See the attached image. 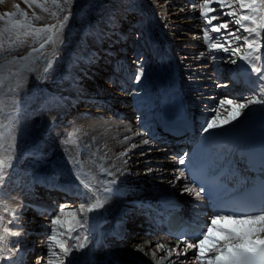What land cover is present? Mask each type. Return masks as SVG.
Masks as SVG:
<instances>
[{"label":"rangeland","instance_id":"obj_1","mask_svg":"<svg viewBox=\"0 0 264 264\" xmlns=\"http://www.w3.org/2000/svg\"><path fill=\"white\" fill-rule=\"evenodd\" d=\"M178 1L181 0H124L125 4H120L119 0H106V5L102 6L99 0H74L70 6L71 17L55 43L46 44L44 49H40V43L43 42L47 34H42L39 39L35 36H29L26 38L24 45L16 52L5 54L0 57V71H2L5 76H8L11 72L24 68V66L31 69L21 72L18 77L12 79L11 88L15 90L10 91L7 85L3 90H0V107L3 108V112L0 113V119H2L5 124L11 122L12 125L11 131L6 132L4 140L2 141L4 149L0 154L12 153L13 150L11 145L13 143L15 145L12 167L7 170L9 175L5 178V183L0 185V216L4 217L5 222L11 219V216L5 212V209L8 208V210H10L16 208L14 203L8 201V198H17L19 194L25 193L31 181L35 182L34 185L39 186L37 180L44 178L43 170L37 167V163L40 162L35 161L42 159L46 161V163L42 164L51 167L50 164L52 162L57 163L55 159L56 153H63L62 155L65 159L62 162L65 166L61 168L51 167L52 171H55L54 174L58 178H63L64 176L70 177L77 190L83 194L86 193L87 190L84 188L81 180L77 179L78 174L83 180L97 188L102 187V185L98 183V181L101 180L114 179L115 183L118 182V179L122 180L121 178H117V173L120 171L123 176L128 178V182L133 183L134 189H143L146 190V193H150L157 186L159 188H169L171 186V179L167 178L166 181L159 182L160 177H150L158 173L167 175L169 168L167 170L165 169L167 168L166 166L160 164L159 166H149L147 164L143 165L145 168H139L138 162L140 160H136V158L150 151H155L160 153V157H163L162 159L167 161L164 157V150L169 149L173 144L167 143V145H163L158 143L156 146L153 145L150 148L138 147L136 149H133V145L136 147L138 143H142L144 140L150 141L153 137L156 139L161 137L160 133L163 129L161 123V106L163 94L166 92V86H171L181 81L183 84L182 90L185 95L191 94L189 93V88L191 87L190 82L187 81L189 78L184 77L185 72L182 67V58H184V56L185 58L189 57V55L186 56L184 53L189 51H183L182 48L187 47V45L190 47H201L199 50H196V52H200L199 55H202V57L206 59H214V50H209V44L206 43V41L201 42V40L205 39L203 29L207 26L200 15L201 8L199 5L202 3V0H187L184 7V9L187 8L186 15L179 18V22L173 23L170 10H173L174 6H176L177 3L175 4L174 2ZM39 2L44 3L45 7L49 9V12H43L35 5L30 8L24 0H2V2H0V15H4L5 13H13L16 15L5 17L4 21H0V28L9 27V25L5 23L8 19L19 18L17 6H19L21 12L28 13L29 18L32 17L33 12L41 16L39 21H34L36 27L57 24L58 21H62L67 14L66 11L61 12L54 8L51 0H47V3H45V0H39ZM59 2L63 5L64 9L69 8V5L63 3V0H59ZM128 2L131 3L129 4ZM183 2L184 0H182L181 3ZM262 2H264V0H257L258 5ZM194 5L198 7H194ZM99 6L107 10L104 9L101 13H95L94 10ZM116 6H121L122 9L118 14L114 12ZM211 6L218 10L216 14L211 13V15H217L219 17V19L213 23L219 24L222 22H229V30L236 32V35L242 37L249 35L242 29H239V25L231 21L239 18L241 12L248 15L252 13L248 12L246 9H241L238 3L232 4V9L236 12L235 17L221 14L222 12L230 10L227 7L221 9L216 3H213ZM177 7L180 6L177 5ZM52 11L58 13V19L51 15ZM259 15L264 16V7L260 8ZM95 18H98V20L95 21ZM168 18L170 21H167ZM181 23L182 25H180ZM94 27H99L101 32L103 30H105V32H114V36H116L115 40L118 36L117 31H120L119 34L122 35V39L115 41L113 37H107L108 41L103 43L102 48L95 52L89 48L92 39L98 37V32L93 31ZM99 36H101V34ZM210 36L215 38L214 33H210ZM11 38L15 40V34H12ZM175 38L185 41H181V44L177 47ZM262 38H264L263 33ZM229 39L232 40V43L236 46L243 45V40L236 41L233 37H229ZM172 41L175 43L171 44ZM4 42L5 47H7L9 43L7 33L5 34ZM107 46L112 49L110 52L105 51ZM153 48H155L158 53H161V56L164 55V61H156L157 57H154ZM33 49L36 51H33ZM29 53H31V56H29ZM260 54L262 56L261 62H264V48L260 49ZM13 56L17 58L18 63H9L13 59ZM24 57L28 58L24 59ZM177 57L179 58L178 60L176 59ZM120 59H123V62L119 61L120 66L122 67L127 63V70L134 72L135 75L139 74L141 67L143 68V75L140 80H134L124 95L128 98L131 105L136 107L147 105L146 109L148 112L155 111L150 117V120L141 117L140 113L142 110L135 109L134 107L132 108L134 110L131 109L127 111V113L130 114L128 117H123V119L120 117L117 121L114 119L116 118L114 115L115 113L109 105H103V103L92 105L88 101L78 102L79 98L76 97L77 94L73 97L71 104L67 103L63 98L64 90L72 84L77 86L76 92L78 91V94L83 90L82 93H84L86 97L90 92L100 91L105 87L116 89L118 86H115L117 81L112 82L110 76H120V74L125 72V69L120 70V72L115 70L117 62L115 63L114 60L117 61ZM151 60H153L152 63ZM49 62L52 63V67L46 72L45 68ZM85 63L89 65L88 69L84 71L86 76L79 80L78 72L83 68L82 66ZM210 64L211 62L209 65ZM233 64L234 63L231 61V63L227 65H218L212 70V73H214V76L218 80H216L217 83L212 85L211 90L213 89L212 92H215L217 96L221 93H224V95L216 102L214 108H208L209 105L206 103V108L202 110L194 108L198 110V112L190 117V119H192V122L196 121L194 124L196 130L194 134H196V136L191 143H187L188 145L195 146L210 138L223 141L225 137L236 134L252 125L254 116L248 112V110H243L237 119L227 124L223 123V121L228 118L232 109H230L231 107L229 105H225L222 108L219 107V101L221 99L239 97L251 98L256 94L254 87L248 90H242V88L235 90L231 89L233 86L238 87L241 84V81H236L230 76H227L229 70L234 68ZM30 73L34 74H32L33 78H31L30 83L35 89L33 91L26 90L21 94V88L28 84ZM103 80H105L106 83L101 87L99 83ZM2 93H4V95H2ZM106 95L107 93L104 92L103 96ZM209 99H211V101L214 100L212 98ZM184 100L190 102L191 96H185ZM72 104L76 107H73ZM261 106L264 110V104H261ZM211 109H217L219 113L218 122L221 126L205 131L204 129L207 128L208 121L217 116V111ZM99 110L103 111L99 114L97 113ZM209 111L212 112L210 113ZM114 121L119 122L120 125L118 126L116 123H112ZM74 130H78L77 134L73 136L72 140L65 143L64 141L68 137V134ZM227 148V146H222L223 151H226ZM124 153H126V155L123 156L122 154ZM235 158L234 161L237 160ZM122 161H124V163ZM144 161H146V159L141 160V162ZM101 165L113 173V176L102 173L100 170ZM152 168L157 169V172L153 171L150 174H146L148 175L147 177L137 178L139 176L134 173L135 171H140L141 176L145 171H151ZM33 176L38 177L32 180ZM93 177L95 179H93ZM13 183H17V191L14 196H11L12 191L16 189L12 187ZM115 183L110 184L109 187L112 189ZM148 183H151V185ZM39 192V190L32 191V197L40 202L47 203V201L52 198H64L68 200L72 208L67 207L65 209L66 212L79 209L82 204L80 201L81 198L77 193L68 194L58 187L51 192L43 194V196H37L36 194ZM25 210L29 212L28 215L23 216L24 214L22 213L18 214L21 220L16 221L15 226L17 224H19V226L20 224L30 226L33 225L30 221H39L40 223L37 224L38 226H35L38 229L41 228L37 236L39 238L41 237V240H44L43 246L45 245L48 248L47 252H49L48 245L51 243L50 237L53 234L52 229L54 227L51 222L59 212L52 214L49 219H37L32 217L37 209H31L30 206H25L20 211L25 212ZM142 216V213L138 212L136 220H140L137 224L144 227V216L143 218ZM61 219L62 221H69L71 217L64 216ZM126 222L128 224L126 225L127 227H124L123 232L126 231L125 233L130 237L136 234L135 239L144 238L141 240L142 243L146 242L147 244L149 238L157 237V235L149 234L144 231L130 230L131 227L129 228V225L131 222L130 224L129 220ZM133 225H135L134 222ZM56 227L58 233H64V235H58L57 238L65 239L69 244H72L71 240L67 239L66 226L65 228ZM12 230L14 231V227ZM43 230L46 232L44 233L45 235L42 234V232H44ZM7 238L10 252L7 255L3 253L0 254V264L48 263L50 257L48 258L47 252L39 253L40 255L43 254L42 257L44 258L40 260L35 258L33 262L30 257V259L27 258L28 261L25 260L26 254L23 253L18 258V263H14V261H12L16 251L13 247L15 242L14 236H9ZM123 241L125 240H112L110 245L124 254L135 255L126 253L123 247H127L128 245L132 246V244H136L137 240L131 241L132 243L127 240L125 242ZM158 244V242H155L152 245L149 244L147 247L144 246L142 248L143 255L141 257L151 262L160 261L161 257L167 258V251L159 250V252H157L156 249L153 248ZM54 250L59 252V249L55 248V245ZM153 252H155V259L152 255ZM174 259L175 258L171 257L170 260L168 259V262Z\"/></svg>","mask_w":264,"mask_h":264},{"label":"bare ground","instance_id":"obj_2","mask_svg":"<svg viewBox=\"0 0 264 264\" xmlns=\"http://www.w3.org/2000/svg\"><path fill=\"white\" fill-rule=\"evenodd\" d=\"M99 1L102 3V6L106 5L107 3L106 0H99ZM186 1L187 0H184L185 3L184 2L181 3L182 0L178 2H174L175 4L176 3L177 4L176 6H174L173 10H170L173 23L179 22L178 19L186 15L187 8L184 9L186 5ZM119 3L125 4L124 0H119ZM128 3L130 4L131 2ZM177 5H179L180 7H177ZM213 8L215 9L213 14H216L218 10L215 7ZM104 9L107 10L106 8H102L101 6H99L97 9L94 10V12L101 13ZM121 11H122L121 6L115 7L114 10L115 13L118 14ZM97 20L98 18H95V21ZM167 21H170V19L168 18ZM180 25H182V23ZM93 31L98 32V37L92 39L89 48H91L95 52L100 50V48H102L103 46V43L108 41L107 37L111 36L115 40L116 36H114V32L112 33L110 31L105 32V30L101 32V29H99V27L98 28L94 27ZM117 32H118V36L115 41H119L122 39V35L119 34L120 31ZM221 33H224L223 29L221 30ZM100 34L101 36H99ZM214 34L215 37L218 36L217 33ZM181 41H185V40L175 38L177 47L181 44ZM203 41H205V39L201 40V42ZM175 42L172 41L171 44H174ZM231 47L234 48L236 47V45L232 43ZM200 48L201 47L198 48L193 46L190 47L188 45L187 47L182 48L183 51H189L187 53H184L186 56L189 55V57L185 58L184 56V58H182L183 59L182 67L185 72L184 77L189 78L187 81L190 82L191 87L189 88L190 90L189 93L191 94L185 95L184 91L182 90L183 84L181 81H178L174 85L166 86V92L163 94V101L161 106V112H162L161 123L163 128L161 130L162 131L161 137H158L157 139L153 137L148 144H145L141 141L142 143H138L136 147H133V149H136L138 147L150 148L153 145L156 146L158 143L173 144L172 147H170L167 150H164L165 152L164 157L166 158L167 161L162 159L163 157H160L161 154L155 151H150L145 155L136 158V160H140L138 162L139 168H145V166L143 165H147V164L149 166L151 165L159 166L160 164L166 166L167 168L165 169L167 170L169 168L167 172L168 174L166 173L167 175L163 173H158L157 175L153 174L150 177L151 178H155L157 176L160 177L159 182L166 181L167 178L171 179L170 181L171 186L169 188H164V187L159 188L157 186L150 193H146V190L134 189L133 183L128 182L127 180L128 178L123 176L121 171L118 172L117 178H121L123 181L118 179V182L115 183L111 193L108 194L109 195L108 201L101 208L105 212L104 219L101 222H95L93 219H91V217H89L90 215L86 213L87 219L83 227L79 228L77 231H74L72 233V236L73 237L78 236L81 238L83 236H87V246L81 250H73L71 255L65 260V264H161L160 261L151 262L141 257L143 255V250L141 251L140 249L143 248L144 246L147 247L149 244L152 245L155 242L166 245L164 249H157L156 247H153L156 249L157 252H159V250L161 251L164 250L168 252L171 248L178 246V250L185 253L180 256H177L175 252L172 253L171 257L175 259L172 260L171 262H175V264H200V262L195 259L196 253L198 251L197 249L186 248L185 244L182 245L176 244L173 240H171L170 238L164 235V228H161L158 225L159 221H163L165 225L166 217L168 215L175 213L176 211L183 212L188 218L194 221H200L205 223H208L209 218L212 216L211 212H209V210L207 209L205 200L201 196H199V198L196 197L195 191L197 190L189 183L187 179V170H188L187 164L189 162H192V159L195 158L198 154L201 156H210L215 161L221 160L225 163L230 157V155L232 153H235L234 156L236 157L237 160L232 161L230 165V169L232 172H235V176L239 174L240 179L243 182L246 180L248 176L254 175L256 173L257 167L260 166L262 161H264V110L262 109L261 104L249 105L247 108L244 109V110H248V112H250L254 116L251 126L247 127L244 130H241L236 134L225 137L223 141L216 138H210L196 144L195 146H191L186 144L185 143L186 141H182L185 139V137L187 138L189 137L190 135L189 131H187L184 136L180 137V139H176L173 137L170 138V135H168L165 132L166 129H164V126H171L172 128H183V129L187 128L191 130L193 129L194 133L196 132L194 125L196 121L192 122V119H190V117L194 116L195 113L198 112V110L194 108H199L202 110L203 108H206L205 103L209 105L208 108H214L216 102H218V100L222 97V95H224V93H221L218 94L217 96L215 92H212L213 89L211 90L212 85L217 83L216 80H218L214 76V73H212V70L216 68L218 65H227L228 63H231L233 59H236V63L233 64L234 68L229 67L233 69L229 70L230 75L228 74L227 76H230L232 79L236 81L237 80L241 81V84L238 87L233 86L231 88L232 90L241 89V88L242 90L251 89L254 87V81H256L258 78L256 73L251 72V68L249 67V65L246 64L245 61L239 58L240 54H243L244 52L248 51L246 46H243L241 48L240 53H238L235 56L231 54V51L225 52L222 50L221 51L214 50L213 55L215 58L212 60H210L209 58L207 59L203 58L202 55H199L200 52H196V50L197 49L199 50ZM111 50L112 49H110L109 46L105 48V51L110 52ZM153 50H154V57H157L156 61L162 62L165 60V57H163L164 55L161 56V53H158L155 48H153ZM176 59L178 60L179 58L177 57ZM114 61L115 63L117 62V67L115 68L117 72H120V70L125 69V72L123 74H120V76L119 75L110 76V80L112 82L117 81V84H115V86L118 85L116 89L105 87L100 91L90 92L89 95L86 97L84 93L78 94L77 93L78 91L76 92L77 86L72 84L69 85L66 88V90H64L63 98L66 100L67 103L71 104L73 101V97L77 94V97L79 98V102L88 101L91 104L103 103V105H109L112 108L113 112L115 113L114 115L116 116V118L114 119L117 121L118 118L120 117L122 119L123 117H128L130 114L127 113V111L131 110L134 107L135 109L137 108L138 110L140 109L142 110V112L140 113L141 117L150 120V117L155 113V111L148 112L146 109L147 105L141 107L138 106L136 107L131 105V103L128 101V98L125 97L124 95L125 92L128 90V88L134 82L135 80L134 77L136 76L135 73L127 70L126 68L128 67L127 63H125L124 66L122 67L120 66L119 61L123 62V59L117 61L114 60ZM152 62L153 60H151V63ZM210 62L211 64L209 65ZM88 64L85 63L82 66L83 68L79 70L78 72L79 80L81 78H84V76H86L84 71L88 69L89 67ZM32 74L28 79V84L24 85L21 88V94H23V92L26 90L33 91L35 89L34 87H32V84L30 83L31 78H33ZM104 83H106L105 80L101 81L99 83V86L101 85L102 87ZM104 92L107 93L106 96H103ZM2 95H4V93H2ZM185 96H191L190 102L184 100ZM209 98H212L214 100L211 101V99ZM72 106L76 107L73 104ZM102 111L103 110H99L97 111V113L100 114ZM209 112L211 113L212 111ZM117 121H114L112 123H116L119 126L120 123ZM195 136L196 134L192 136V141L195 139ZM222 146L225 147L227 146L228 147L227 150L223 151ZM59 154L56 153L55 156V159L58 164L52 162L50 164L51 167L61 168L65 166V164L62 162L65 159L64 156L62 155L63 153H61L60 155ZM180 158H183L185 160V163L183 165L178 164V159ZM142 159H146V161L141 162ZM249 159L251 160L250 164H248ZM37 161L40 162L37 163V167H40V169H42L44 173V178L41 180H37V182H39V186L34 185L35 182L31 181L27 190L25 189L26 190L25 193L19 194L17 198H8V201H10V203H14L16 208L18 207L17 208L19 210L18 214L22 213L24 214L23 216H27L29 213L28 211L25 210V212H21L20 210L23 209L25 206L26 207L30 206V208L37 209V211H35V214L32 216L33 218L49 219L52 214L59 212L62 206L65 207V209L67 207L72 208V206H70V202H68V200L64 198L62 199L52 198L49 199L47 203L40 202L36 198L32 197V191H36V190L40 191L39 193L36 194L37 196H43V194H46L47 192H51L53 191V189L58 187L61 188L63 192L65 191L68 194L77 193L81 198L80 201L82 203L85 202V195L79 190H77L76 186L74 185L70 177L64 176L63 178H58L54 174L55 171H52L51 167L42 164V163H46V161L40 159V160H36L35 162ZM122 162L124 163V161ZM177 169H182L185 174L179 180L175 179V177L178 175ZM153 171L157 172V169L152 168L151 171H145L141 176H140V171H135L134 173L135 175L139 176L137 178H140V177H147L148 175L146 174H150ZM169 174L171 177L169 176ZM47 175H51V176H47ZM36 177L38 176H33L32 180ZM148 184L151 185V183ZM12 187L16 188L17 183H13ZM186 188H191L194 189L195 191L188 192L185 191ZM16 191L17 188L12 191L11 196H14L16 194ZM136 212L137 213L141 212L142 215L144 216V224H143L144 227H142V225L137 224L140 220L139 221L136 220L137 217ZM19 220H21V218ZM128 220H129V224L131 222V224L129 225V228L131 227L130 230H134V231L140 230L142 232L144 231L149 234L157 235V237L149 238L147 240L148 243L146 244V242L144 243L141 242V240H143L144 238L135 239L136 234L132 235L133 237H130L129 235L126 236L125 234H123V228L127 227L126 225L128 223H126V221ZM133 222L135 223V225H133ZM30 223L35 226L40 222L30 221ZM26 226L21 227L19 225H16L14 227V231H20L21 229L23 230V228H26ZM39 230H41V228L38 230L36 229L34 232L38 234ZM29 231L30 234H32V230ZM44 233L46 232L45 231L42 232L43 235H45ZM118 239L125 241L127 240L128 242L137 240L136 244H132V246L128 245L127 247H123L126 253H132L135 255L124 254L123 252L117 250L116 248L110 245V242H112V240L115 241ZM14 240H15L14 249L16 250L12 260L14 261V263H18V258L23 253L26 254V259L31 254L30 257L33 262L35 258H38V260L43 259L44 258L42 257L43 254L42 255L40 254L44 252L46 253L48 251V248L45 245H44L45 247L43 246L42 248L41 246L39 247L35 245L34 250H32V248L30 249V251L28 249L25 250L23 245L25 246L27 241L24 236H18V237L14 236ZM39 240H41V237L39 238ZM69 240H71V243L75 242V240L73 239H69ZM9 252L10 251L8 246L7 249L3 252V254L7 255ZM47 253L49 258V252ZM163 263L170 264V262H168V258H165ZM24 264H29V263H24Z\"/></svg>","mask_w":264,"mask_h":264},{"label":"snow or ice","instance_id":"obj_3","mask_svg":"<svg viewBox=\"0 0 264 264\" xmlns=\"http://www.w3.org/2000/svg\"><path fill=\"white\" fill-rule=\"evenodd\" d=\"M2 2V0H0ZM26 4L31 8L33 5L40 8L43 12H49V9L45 7L44 3H40L39 0H24ZM74 0H63V3L68 4L69 8L64 9L63 5L59 0H51L54 8L61 12H67L62 21H58L57 24L44 25L43 27H36L34 21H39L41 16L33 12L32 17H28V13L21 12L19 6H17V13L19 18L8 19L5 21L9 27L0 28V57L5 54L14 53L26 42V38L29 36H35L40 38L42 34H47L40 43V49H44L46 44L55 43L59 36L62 34L67 21L71 17V4ZM47 3V0H45ZM213 3L219 5L221 9L229 8L227 12H222V15L236 16V12L232 9L233 3H238L241 9H246L251 15L241 12L239 18L231 21L232 23L239 25V29L247 32L248 36L236 35V32L230 31L228 28L229 22H222L219 24L213 23L219 19L217 15H211L215 9L211 6ZM196 5H194L195 7ZM201 8V17L203 18L205 24L207 25L203 29V35L205 41L209 44V50L215 51H231L233 56L237 55L241 51L242 46H246L248 51L240 54V59L245 61L246 64L251 68V72L256 73L258 79L254 81V88L257 92L251 98H232V99H221L219 101V107H224L225 105L231 106V112L226 120L223 121L224 124L237 119L241 112L247 108L249 105L254 104H264V62L262 61V56L260 54V49L264 48V38H262V33H264V16H260V8L264 7V2L260 5L257 4V0H202L199 5ZM16 14L5 13L0 15V21H4L5 17H12ZM51 15L57 17L58 13L52 11ZM249 23H245V22ZM224 33H221V30ZM7 33V39L9 41L7 47H5V34ZM210 33H217L218 36L213 38ZM12 34H15V40H12ZM23 37V38H22ZM228 37H233L236 41L243 40V45H237L236 47H231L232 40ZM33 51H36L33 49ZM31 56V53H29ZM28 57H24L27 59ZM215 58V57H213ZM12 64L18 63L15 56L9 62ZM232 63H236L233 59ZM52 63L49 62L45 68L47 72L51 69ZM28 69L27 66L19 69L18 71L11 72L8 76H5L2 71H0V90H3L7 85L10 91L15 89L11 88V81L14 77H18L21 72ZM143 75V68H140L139 74L134 77L135 80L139 81ZM243 101V102H241ZM217 111V109H213ZM3 112V108L0 107V113ZM219 113L217 111V116L211 118L207 123L208 129L217 128L220 125L218 122ZM12 128L11 122L5 124L2 119H0V153L3 152L4 146L2 141L4 140L6 132H10ZM78 130H74L68 134V137L64 141L67 143L72 140L73 136L77 134ZM14 140V137H13ZM143 143L148 144V140H144ZM14 143L11 145L13 150L12 153L0 154V185L5 183V178L9 175L8 169L12 167V160L14 159ZM135 147V145H133ZM126 155V153L122 154ZM185 160L183 158L178 159V164L183 165ZM102 173L108 176H113L108 169H105L102 165L100 166ZM178 175L175 177L179 180L183 177L184 171L182 169H177ZM77 179L81 180L84 188L87 190L85 195V202L82 203L79 209L72 210L71 212H66L65 207H61L59 213L52 220V236L50 237L51 243H49V260L48 264H65V260L71 255L73 250H81L87 246V236L73 237L72 233L82 228L86 222V213H91L99 208H102L105 203H107L109 195L112 189L109 187L110 184L115 183V180H101L98 181L102 187L97 188L92 184L83 180L80 175H77ZM93 179H95L93 177ZM185 191L193 192L194 189L186 188ZM203 192V187L199 191H195L197 198ZM5 212L11 216V219L6 221L3 216H0V254H2L8 247L7 237L9 236H20V231H13L16 221L19 220L18 209L12 208L10 210L5 209ZM70 216L71 220L62 221V217ZM227 225V226H226ZM11 226V227H10ZM56 226L65 228L68 239L75 240L74 243L69 244L65 239H58V235H64V233H58ZM180 243L185 244L186 248L197 249L195 259L200 262V264H264V193L260 197L259 206H253V210L247 212H226L224 210L217 211L214 215L209 218V222L204 225L201 229L198 239L194 243H188L181 240ZM59 248V252L54 250ZM15 246V242L13 247ZM166 245L158 244L157 249H164ZM143 250L142 248L140 249ZM10 251V249H9ZM175 252L177 256L185 254L178 250L177 247L171 248L167 252V258L170 260L172 253ZM211 254V255H210ZM155 259V252L152 253ZM166 257H161L160 262ZM170 264H175V262H170Z\"/></svg>","mask_w":264,"mask_h":264},{"label":"water","instance_id":"obj_4","mask_svg":"<svg viewBox=\"0 0 264 264\" xmlns=\"http://www.w3.org/2000/svg\"><path fill=\"white\" fill-rule=\"evenodd\" d=\"M91 218L95 221V222H100L102 221L103 217H104V213L102 212V210L99 208L91 213H89Z\"/></svg>","mask_w":264,"mask_h":264}]
</instances>
